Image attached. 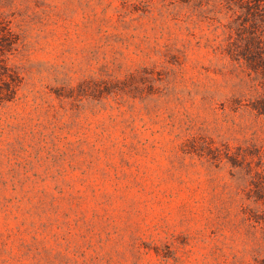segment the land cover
Instances as JSON below:
<instances>
[{
	"label": "rangeland",
	"instance_id": "obj_1",
	"mask_svg": "<svg viewBox=\"0 0 264 264\" xmlns=\"http://www.w3.org/2000/svg\"><path fill=\"white\" fill-rule=\"evenodd\" d=\"M218 0H0V264H264V115Z\"/></svg>",
	"mask_w": 264,
	"mask_h": 264
},
{
	"label": "trees",
	"instance_id": "obj_2",
	"mask_svg": "<svg viewBox=\"0 0 264 264\" xmlns=\"http://www.w3.org/2000/svg\"><path fill=\"white\" fill-rule=\"evenodd\" d=\"M228 21L222 24L225 55L241 67L254 82L258 95L249 107L264 115V0H218ZM0 33V103L12 101L21 83L19 73L2 57L12 51L18 40L9 27Z\"/></svg>",
	"mask_w": 264,
	"mask_h": 264
}]
</instances>
